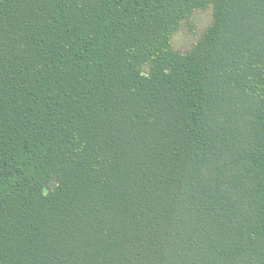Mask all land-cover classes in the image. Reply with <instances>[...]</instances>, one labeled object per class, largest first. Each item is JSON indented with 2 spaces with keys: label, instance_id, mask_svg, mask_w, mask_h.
I'll list each match as a JSON object with an SVG mask.
<instances>
[{
  "label": "trees",
  "instance_id": "1",
  "mask_svg": "<svg viewBox=\"0 0 264 264\" xmlns=\"http://www.w3.org/2000/svg\"><path fill=\"white\" fill-rule=\"evenodd\" d=\"M0 264H264V0H0Z\"/></svg>",
  "mask_w": 264,
  "mask_h": 264
},
{
  "label": "rangeland",
  "instance_id": "2",
  "mask_svg": "<svg viewBox=\"0 0 264 264\" xmlns=\"http://www.w3.org/2000/svg\"><path fill=\"white\" fill-rule=\"evenodd\" d=\"M212 14V6L209 5L193 11L187 19L180 21L177 29L170 36L171 48L176 52L187 50L210 23Z\"/></svg>",
  "mask_w": 264,
  "mask_h": 264
}]
</instances>
